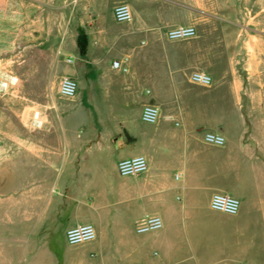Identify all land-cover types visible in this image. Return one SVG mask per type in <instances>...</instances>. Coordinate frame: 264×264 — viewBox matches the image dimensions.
<instances>
[{
	"label": "crops",
	"instance_id": "1",
	"mask_svg": "<svg viewBox=\"0 0 264 264\" xmlns=\"http://www.w3.org/2000/svg\"><path fill=\"white\" fill-rule=\"evenodd\" d=\"M29 1L46 36H58L60 51L75 56L77 91L68 108L62 101L52 103L58 112V145L27 148L26 172L21 179L12 173V182H26L28 199L43 197L44 211L64 213L55 217L62 221L63 242L65 230L78 223H90L96 231L89 242V256L95 259L86 258L85 244H67L59 264H264V242L254 243L257 236L264 240V185L257 182L258 194L250 197L243 192L253 188L254 176L264 177V147L253 146L239 106L246 85L260 77L262 59L246 51L244 73L235 68V52L227 57L230 37L212 42L196 29L200 16L203 23L212 19L209 0ZM120 3L129 6V21L115 20L113 9ZM224 5L222 10L231 4ZM216 21L233 25L237 19L221 14ZM82 25L88 27L84 56L69 30ZM177 25L197 32L168 39L166 31ZM263 44L264 39L256 40L255 48ZM113 59L127 70L113 68ZM221 60L222 67L213 66ZM193 70L207 72L212 83L189 82ZM106 75L110 81L103 83ZM210 89L220 95L204 98ZM104 96L108 110L101 112ZM79 99L91 108V118L84 121L67 116L78 112ZM131 104L137 108L135 118L125 112ZM146 104L158 109L154 123L141 119ZM213 105L222 106L221 114L213 115ZM206 132L222 135L224 144L205 142ZM88 153L98 156L96 163L85 162ZM105 153L113 156L112 178L106 181L100 173ZM135 155L146 158L147 169L119 175L117 162ZM216 192L237 197L238 213L212 210L209 200ZM147 215H158L162 226L137 233L135 223Z\"/></svg>",
	"mask_w": 264,
	"mask_h": 264
},
{
	"label": "rangeland",
	"instance_id": "2",
	"mask_svg": "<svg viewBox=\"0 0 264 264\" xmlns=\"http://www.w3.org/2000/svg\"><path fill=\"white\" fill-rule=\"evenodd\" d=\"M209 1L208 12L212 19L203 23L200 16L199 28L196 29L211 37L212 42H216L218 36L230 37L227 46L231 53L227 57L235 52V68L244 73L248 67L245 63L246 51L254 59H262L260 77L246 85L239 106L247 120L246 131L250 138H254L253 146L259 148L261 144L264 147V87H260V84H264V44L259 50L255 48L256 40L264 39V0ZM224 4L231 5L222 10ZM37 13L29 0H0V264H59L60 255L67 247V243L63 242L62 221L55 219L64 213L56 214L48 209L44 211L45 203L40 201L43 197L39 201L34 197L28 199L25 195L26 182H12V173L21 179V173L26 172L27 148L45 143L58 145V112L52 105L53 101H62L64 108L70 107L72 102L70 98H63L57 93V84L64 75L75 80V56L60 51L58 36H46L43 22L36 19ZM51 13L59 15L56 11ZM221 14L237 21L233 25L220 24L216 18ZM78 28L85 33L88 30L86 25L69 28L75 44ZM257 51L259 54H256ZM222 53L220 51L218 55L222 56ZM222 61H217L213 66L222 67ZM136 77L144 79L141 74ZM109 81L110 77L106 75L103 83ZM207 91L204 98L220 95L215 89ZM143 96L149 99L152 94ZM108 99L107 96L101 98L98 111L108 110ZM81 102L80 99L77 101L78 112H68L67 116L83 121L91 118V108ZM211 109L214 116L223 111L219 105H213ZM125 112L135 118L137 108L131 104ZM97 157L94 153H88L85 162L94 164ZM101 158L103 180H111L113 156L105 153ZM251 182L253 188L250 185L249 190L243 191L248 197L258 194L257 182L263 186L264 177L254 176ZM263 242L262 236L254 239L258 245ZM83 251L87 259H95L89 256L90 243L85 244Z\"/></svg>",
	"mask_w": 264,
	"mask_h": 264
},
{
	"label": "built area",
	"instance_id": "3",
	"mask_svg": "<svg viewBox=\"0 0 264 264\" xmlns=\"http://www.w3.org/2000/svg\"><path fill=\"white\" fill-rule=\"evenodd\" d=\"M116 21L123 22L131 19V11L127 4H117L113 9ZM196 34L193 26L177 25L166 31V37L170 40H180L190 38ZM111 66L115 69L126 71L127 68L122 65L119 59H113ZM189 82L209 86L212 83V77L205 71L193 70L188 75ZM77 91L75 80L67 75L61 76L57 84V93L63 98H72ZM159 112L156 106L146 104L141 110V119L146 123H154L158 118ZM204 141L214 145H222L225 140L222 135L206 132ZM147 169L146 158L142 155H135L129 158L121 159L117 162V172L121 176L136 175ZM177 178V175L175 176ZM209 206L212 210L219 211L229 215H235L240 208V201L237 197L228 193H213L209 200ZM162 226V220L158 215H147L140 218L135 223L137 233H146L159 229ZM96 237V231L90 223H78L65 230V241L68 245L76 246L89 243ZM240 264V263H228Z\"/></svg>",
	"mask_w": 264,
	"mask_h": 264
},
{
	"label": "trees",
	"instance_id": "4",
	"mask_svg": "<svg viewBox=\"0 0 264 264\" xmlns=\"http://www.w3.org/2000/svg\"><path fill=\"white\" fill-rule=\"evenodd\" d=\"M76 46H77L78 54L80 56H84L86 53L87 35L82 28H78V34L76 37Z\"/></svg>",
	"mask_w": 264,
	"mask_h": 264
}]
</instances>
